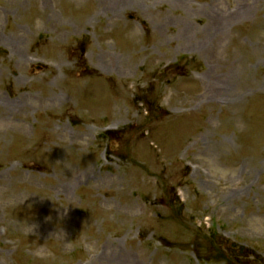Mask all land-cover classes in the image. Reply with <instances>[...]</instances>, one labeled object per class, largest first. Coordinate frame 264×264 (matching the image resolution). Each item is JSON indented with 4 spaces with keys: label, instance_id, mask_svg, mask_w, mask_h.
Returning a JSON list of instances; mask_svg holds the SVG:
<instances>
[{
    "label": "rangeland",
    "instance_id": "obj_1",
    "mask_svg": "<svg viewBox=\"0 0 264 264\" xmlns=\"http://www.w3.org/2000/svg\"><path fill=\"white\" fill-rule=\"evenodd\" d=\"M90 1L0 0V95L26 105L0 118V264H107L116 243L146 264H264V87L199 97L208 73L264 74L249 54L264 0L203 38L242 0H125L87 19ZM102 51L116 69L96 67Z\"/></svg>",
    "mask_w": 264,
    "mask_h": 264
},
{
    "label": "bare ground",
    "instance_id": "obj_2",
    "mask_svg": "<svg viewBox=\"0 0 264 264\" xmlns=\"http://www.w3.org/2000/svg\"><path fill=\"white\" fill-rule=\"evenodd\" d=\"M94 1V12L88 17L87 19L96 18L97 16L104 15V9L106 6L110 7L113 10H116L117 8L124 7L126 5L125 0H109L104 5V0H93ZM252 6H250L246 0L239 1L236 6L230 10L221 11L216 14L209 15L211 19V25L208 23L207 27L202 28H196L194 29V33L196 36L203 38L209 33L210 31L214 32V35H219L224 27L231 21L242 19L246 16H248L252 11ZM75 26L77 29L81 30L83 28L87 27V24L85 21H79L75 22ZM191 27L190 26H184V28L181 29V40H184L183 42H187L188 32H190ZM6 46L10 48V55L9 60H14L16 63L22 62L26 60V55L22 53L21 49H19L17 42L13 39H8ZM194 46V45H192ZM250 57H253L256 59V61H260L261 59H264V44L256 46L252 48L249 51ZM62 56L58 57V67L64 69L66 67V64L61 59ZM95 58L97 60L96 67H100L104 71V69L107 68V70H114L116 69L115 65H111L110 67L105 66L104 67V51L100 53L95 54ZM66 59V58H65ZM241 60V58L239 59ZM233 62H230L231 64ZM240 74V75H239ZM238 76L235 75L234 72L230 70L224 71L220 75H214L208 73L205 76H202V80H206L207 84L204 83V91L202 94L199 95L202 99H219L223 101H231L233 98H235L238 94L242 92V89L236 90L234 85L237 83L239 77V88L242 87H254V85H257L259 87H264V74L261 75V78L259 80H251V70L249 66H243L240 69ZM58 96L52 92L49 95H46L43 100L47 102H54L57 101ZM13 108H17L18 111L26 110V105L23 103L14 102L13 100H9L5 97H2L0 95V118L6 116ZM18 129L25 131L26 125L22 123ZM58 131L59 135H62L61 137H64L63 135L65 132H67L66 128L63 125H60V127H57L56 129ZM72 134V133H71ZM72 138H84L87 136L86 132L79 133L78 135H71ZM71 169V168H69ZM74 180L73 174L68 179V182L60 183L56 187H54L56 193H66L69 189V186L71 182ZM112 244L109 246V256L110 259L107 264H146L145 257L143 256V253L139 251V254L141 255L140 259H136L135 253L131 252L129 249H125L124 251L120 249L119 244H115L116 249H114ZM133 253V254H132ZM160 261V260H159ZM160 264V262H158ZM91 264H101L100 262L93 259V262Z\"/></svg>",
    "mask_w": 264,
    "mask_h": 264
}]
</instances>
